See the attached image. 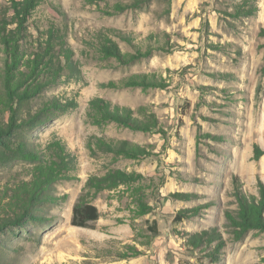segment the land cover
<instances>
[{
  "label": "rangeland",
  "instance_id": "1",
  "mask_svg": "<svg viewBox=\"0 0 264 264\" xmlns=\"http://www.w3.org/2000/svg\"><path fill=\"white\" fill-rule=\"evenodd\" d=\"M9 1L0 0V10ZM245 1L52 0L55 6L46 2L37 9L31 25L66 20L81 78L65 76L29 109L37 111L48 98L78 106L4 141L26 139L45 148L58 136L77 157L78 171L55 185L56 196L65 200L41 204L33 218L16 224L0 221V264H264V233L237 239L228 218L237 209L234 177L250 195L259 197V183L264 185V156L254 160L255 146L264 151V0H257V15L241 17L236 9ZM120 4L139 6L116 12ZM110 29L133 37L143 50L150 36L165 48L129 66L101 62L97 35ZM115 40L123 52H132ZM135 74L155 75L164 87L123 88L122 81ZM94 98L155 113L160 130L92 126L87 113ZM7 122L0 111V127ZM93 136L128 140L151 154L138 161L92 158L87 144ZM30 166L0 147V197L28 180ZM115 169L144 177L151 212L137 216L130 192L120 188L94 200L101 215L94 229L72 226L88 178ZM153 222L159 234L142 247L139 235ZM194 236L198 243L192 244ZM128 246L142 255L121 260Z\"/></svg>",
  "mask_w": 264,
  "mask_h": 264
},
{
  "label": "trees",
  "instance_id": "2",
  "mask_svg": "<svg viewBox=\"0 0 264 264\" xmlns=\"http://www.w3.org/2000/svg\"><path fill=\"white\" fill-rule=\"evenodd\" d=\"M52 0H10L7 7L0 10V111L8 115V122L0 127V147L2 151L15 160L30 164L27 169V181L6 189L0 197V221L21 222L33 218V212L39 205L58 204L65 200L56 196V183L71 180L78 171V159L71 153L67 144L58 136L41 148L32 141H4L5 137H16L23 130L47 124L59 114H65L77 108L75 101H61L56 98L46 99L35 112L29 109L34 100L41 98L46 90L57 86L65 76L80 80V69L75 60V52L68 40V24L59 25L55 20L48 21L46 27L31 25L30 21L40 6ZM246 5L236 9L241 17H252L259 13L257 0H246ZM139 5H117L116 12ZM55 8V7H54ZM64 16V15H63ZM31 29L34 31H31ZM259 36L264 39V27ZM115 38L126 43L132 52L122 51ZM97 53L101 62L115 61L121 66L132 65L148 58L156 51L164 50L155 36L148 38L149 46L143 50L135 39L117 30L98 33ZM264 51V44L261 46ZM264 75V67L262 68ZM123 88L164 87L155 75L135 74L124 79ZM87 118L92 126L104 129L114 125L132 132L148 133L160 130V122L155 113L145 109L135 111L131 108L116 106L103 98H94L89 102ZM87 149L92 158L98 154L119 160L138 161L151 153L139 144L128 140L107 139L93 136ZM264 156L259 146L254 147V160ZM144 177L138 173L124 170H108L102 176H90L73 208L71 224L74 227L94 229V224L101 217L93 204L96 197L104 191H117L125 188L130 192L139 217L151 212L145 201ZM234 196L237 209L228 218L235 228L236 238L240 239L250 231L264 233V185L259 183L260 196L246 193L244 184L234 177ZM11 192V193H10ZM7 215V217H2ZM144 241L142 247H148L158 236L157 222L150 224L146 231L140 233ZM198 243V236L190 239ZM127 255L121 260L142 255L136 246H128Z\"/></svg>",
  "mask_w": 264,
  "mask_h": 264
}]
</instances>
